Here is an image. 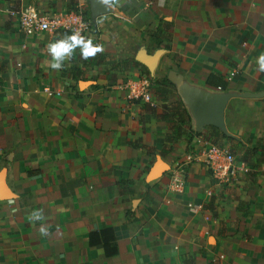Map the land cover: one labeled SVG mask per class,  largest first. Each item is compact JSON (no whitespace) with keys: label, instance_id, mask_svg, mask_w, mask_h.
I'll list each match as a JSON object with an SVG mask.
<instances>
[{"label":"crops","instance_id":"0c3cea01","mask_svg":"<svg viewBox=\"0 0 264 264\" xmlns=\"http://www.w3.org/2000/svg\"><path fill=\"white\" fill-rule=\"evenodd\" d=\"M104 3L109 12L93 18L89 0H0V177L8 195L0 197V264H264V73L255 63L264 53V0ZM73 4L93 23L85 37L103 51L84 60L76 49L52 69L47 45L71 33L27 37L10 12H70ZM163 23L171 25L167 49L155 39ZM160 49L152 75L138 54ZM211 75L227 89L208 84ZM142 76L152 93L164 81L167 97L128 101L125 85ZM183 86L231 97L222 143L249 168L238 180L218 183L197 162L185 167L182 191L170 189L171 168L215 128L196 129ZM179 101L191 119L185 128L158 118ZM158 163L165 171L152 179ZM106 228L116 235L114 257L89 244L90 233Z\"/></svg>","mask_w":264,"mask_h":264},{"label":"built area","instance_id":"2783aa9c","mask_svg":"<svg viewBox=\"0 0 264 264\" xmlns=\"http://www.w3.org/2000/svg\"><path fill=\"white\" fill-rule=\"evenodd\" d=\"M10 17L16 18V24L27 37L39 36L45 32L58 30L71 34L79 32L81 35L93 34V23L84 18L82 11L50 13L40 10L35 5L25 6L19 11L10 12ZM153 81L148 76L129 80L125 85L128 101L134 104L154 103ZM198 148L188 154L185 160L177 161L170 170V189L181 192L185 186V167L197 162L203 163L213 178L222 184H229L249 172L248 166L239 162L235 155L224 146H217L202 138H198ZM198 206L194 211L201 210Z\"/></svg>","mask_w":264,"mask_h":264},{"label":"water","instance_id":"95a60500","mask_svg":"<svg viewBox=\"0 0 264 264\" xmlns=\"http://www.w3.org/2000/svg\"><path fill=\"white\" fill-rule=\"evenodd\" d=\"M91 14L93 18L105 15L109 12L108 6L101 0H89ZM165 50L160 49L154 55H147L145 50H141L138 54V61L145 65L149 72L154 75L161 56ZM181 97L184 103L189 106L195 116L197 126L200 130L206 126H213L219 129L223 134L227 135V128L225 124V110L230 100V96L223 95H209L204 92L189 89L183 86L180 90ZM166 166L158 163L155 170L152 172V179L157 178L165 170ZM8 196L2 184V177H0V197Z\"/></svg>","mask_w":264,"mask_h":264},{"label":"trees","instance_id":"16d2710c","mask_svg":"<svg viewBox=\"0 0 264 264\" xmlns=\"http://www.w3.org/2000/svg\"><path fill=\"white\" fill-rule=\"evenodd\" d=\"M77 5L73 4V9L75 11H78ZM162 27L157 31L155 34V39L158 41L159 47H165L166 49L169 48V44L171 42L172 36L170 34H166L167 30L170 29L171 25L168 23H163L161 24ZM165 43V44H164ZM139 67L141 66L140 64H137ZM149 74V73H148ZM206 82L210 85H213L215 87L221 88L222 90H226L228 87V81L225 80L224 78H219L215 75H211L207 78ZM164 81H157L155 88H154V95H158L161 97H167V93L164 92ZM150 105V104H149ZM164 110L169 111V113L164 112V114L158 116L159 119H162L164 121H169L171 117L177 118L182 125L183 128L186 126L187 121H191L190 115L188 111L186 110L184 103L182 101H179L175 104L172 105H164ZM169 108V109H168ZM173 129H175L173 127ZM178 131L181 130L177 127ZM190 129V127H188ZM214 131L211 133L209 138L206 136L205 139L207 141L209 140L212 144L217 145V146H224L223 145V140H229V137H226L222 132H220L218 129L213 128ZM182 132H178V135L174 137L173 139H170V137L167 139L168 143H176L180 139ZM198 136L201 134L198 133ZM243 161V160H241ZM89 244L92 247H97L101 246L104 250L105 256L106 257H114L118 254V247L116 243V235L113 230V228H106L104 230H101L99 232H92L90 233L89 236Z\"/></svg>","mask_w":264,"mask_h":264},{"label":"clouds","instance_id":"9594fccd","mask_svg":"<svg viewBox=\"0 0 264 264\" xmlns=\"http://www.w3.org/2000/svg\"><path fill=\"white\" fill-rule=\"evenodd\" d=\"M101 2H106V0H101ZM76 49H79L80 56L84 60H87L89 57H94L98 52L103 51L100 45L94 44L91 38H86L79 32H74L70 35L65 34L62 39H57L47 45V50L52 60L51 68L60 69L62 62L71 58ZM255 63L258 66L257 70L264 73V53L256 58ZM31 218L35 221L40 220L42 216L40 212L34 211ZM39 231L42 235L47 234V229L43 226L40 227Z\"/></svg>","mask_w":264,"mask_h":264},{"label":"rangeland","instance_id":"374dc122","mask_svg":"<svg viewBox=\"0 0 264 264\" xmlns=\"http://www.w3.org/2000/svg\"><path fill=\"white\" fill-rule=\"evenodd\" d=\"M84 13V12H83ZM85 15V14H84ZM233 154V152H231Z\"/></svg>","mask_w":264,"mask_h":264}]
</instances>
